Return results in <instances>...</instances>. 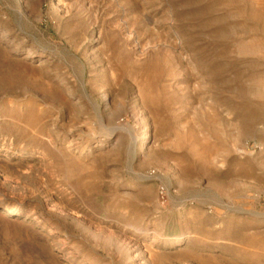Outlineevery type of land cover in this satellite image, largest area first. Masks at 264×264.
<instances>
[{
	"label": "rangeland",
	"instance_id": "rangeland-1",
	"mask_svg": "<svg viewBox=\"0 0 264 264\" xmlns=\"http://www.w3.org/2000/svg\"><path fill=\"white\" fill-rule=\"evenodd\" d=\"M262 46L264 0H0V264H264Z\"/></svg>",
	"mask_w": 264,
	"mask_h": 264
},
{
	"label": "bare ground",
	"instance_id": "bare-ground-1",
	"mask_svg": "<svg viewBox=\"0 0 264 264\" xmlns=\"http://www.w3.org/2000/svg\"><path fill=\"white\" fill-rule=\"evenodd\" d=\"M248 43H245V42H243V41H238V42H235L234 43V46L235 47H237L240 51H245V50H249V48H251L250 46H248L247 45ZM254 45H256V44H254ZM225 48H226V51H225V54H227V53H229V52H231V48H232V46L231 45H226L225 46ZM262 50H263V52H264V48H263V46H262ZM0 59H1V61H0V63H1V66H8L9 64H8V62L7 61H5L6 60V55L4 54V53H0ZM3 60V61H2ZM10 65L12 66V67H15V64H14V62H10ZM217 70H213V72L215 73ZM10 75V77L11 78H14V73L13 72H9V70H8V73H5V71L4 70H1L0 69V80H2L1 82H0V91H2L3 89V87H4V85H5V82H6V78ZM263 76V75H262ZM12 80V82L13 83H17V84H19V83H22L23 82V80H17V79H11ZM4 81V82H3ZM24 83H27V85H35V83H33V81H29V80H24ZM37 85H38V83H37ZM35 87V86H34ZM259 95H261L262 96V93H259ZM29 102V101H28ZM246 105L247 104H244V106L246 107ZM131 135H132V133H131ZM133 136V135H132ZM133 138L135 139V137L133 136Z\"/></svg>",
	"mask_w": 264,
	"mask_h": 264
},
{
	"label": "crops",
	"instance_id": "crops-1",
	"mask_svg": "<svg viewBox=\"0 0 264 264\" xmlns=\"http://www.w3.org/2000/svg\"><path fill=\"white\" fill-rule=\"evenodd\" d=\"M242 166H245V165H242ZM236 172H238V168L235 169ZM262 182H257V181H254L251 183V187H259V188H264V176H262V179H260Z\"/></svg>",
	"mask_w": 264,
	"mask_h": 264
},
{
	"label": "built area",
	"instance_id": "built-area-1",
	"mask_svg": "<svg viewBox=\"0 0 264 264\" xmlns=\"http://www.w3.org/2000/svg\"><path fill=\"white\" fill-rule=\"evenodd\" d=\"M164 190H163V188H161V192H160V194H161V196L163 197V195H164Z\"/></svg>",
	"mask_w": 264,
	"mask_h": 264
}]
</instances>
